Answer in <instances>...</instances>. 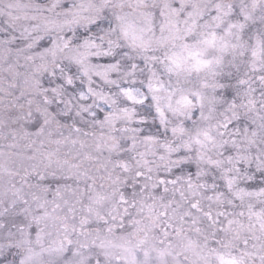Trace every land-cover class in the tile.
<instances>
[{"label":"snow or ice","instance_id":"1","mask_svg":"<svg viewBox=\"0 0 264 264\" xmlns=\"http://www.w3.org/2000/svg\"><path fill=\"white\" fill-rule=\"evenodd\" d=\"M0 264H264V0H0Z\"/></svg>","mask_w":264,"mask_h":264}]
</instances>
